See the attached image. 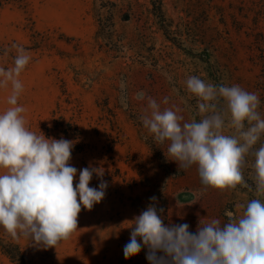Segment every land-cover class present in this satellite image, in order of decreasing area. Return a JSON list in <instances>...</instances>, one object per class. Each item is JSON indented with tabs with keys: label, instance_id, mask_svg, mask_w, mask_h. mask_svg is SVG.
I'll use <instances>...</instances> for the list:
<instances>
[{
	"label": "rangeland",
	"instance_id": "1",
	"mask_svg": "<svg viewBox=\"0 0 264 264\" xmlns=\"http://www.w3.org/2000/svg\"><path fill=\"white\" fill-rule=\"evenodd\" d=\"M19 48L30 57L18 76L26 126L46 137L45 127L54 117L76 119L87 147L70 161L77 169L73 184L85 167L98 168L108 183L102 201L90 211L82 209L77 230L56 247L12 238L29 264H149L147 249L125 260L123 248L133 218L153 203L150 197L164 210L166 225L187 223L190 232L200 220L227 223L228 212L240 216V205L257 198L250 154L245 184L203 190L196 166L178 171L177 163L167 159V142L155 143L140 117L151 97L161 109H178L181 123L199 121L197 98L188 100L194 96L185 84L189 76H198L256 93L264 118V0L2 2L0 112L9 107ZM141 91L145 98L137 100ZM225 134L234 132L225 129ZM262 144L264 135L253 150ZM99 183L93 174L89 187ZM0 236L9 235L0 229ZM0 264L14 263L0 252Z\"/></svg>",
	"mask_w": 264,
	"mask_h": 264
},
{
	"label": "clouds",
	"instance_id": "2",
	"mask_svg": "<svg viewBox=\"0 0 264 264\" xmlns=\"http://www.w3.org/2000/svg\"><path fill=\"white\" fill-rule=\"evenodd\" d=\"M29 59L22 48L17 50L11 70L17 78L11 81L9 107L0 112V229L47 249L70 238L77 230L78 214L102 201L108 183L98 168L85 167L74 186L77 169L69 163L74 142L46 138L26 126L25 109L18 105L23 88L18 76ZM185 84L197 98L199 121L181 123L184 118L178 109H161L148 97L140 117L143 127L155 143L167 142V159L177 163L178 171L196 166L203 190H231L245 184L243 169L250 154L257 198L240 205V216L228 212L227 223L200 220L196 231L190 232L187 223L166 225L164 210L157 208L155 196L150 197L153 203L133 218L124 259L144 248L149 264H264V199L259 198L264 197V144L253 150L264 135V118L257 111L260 99L239 85L217 86L198 76H189ZM144 98L142 91L136 94L137 100ZM126 100L121 97L125 108ZM163 103H168L167 97ZM225 129L234 134H225ZM93 174L100 179L95 188L89 187Z\"/></svg>",
	"mask_w": 264,
	"mask_h": 264
},
{
	"label": "trees",
	"instance_id": "3",
	"mask_svg": "<svg viewBox=\"0 0 264 264\" xmlns=\"http://www.w3.org/2000/svg\"><path fill=\"white\" fill-rule=\"evenodd\" d=\"M6 1L22 0H0V4ZM153 4L155 6L154 1ZM188 100L194 101L196 98L193 97L192 99ZM45 129L47 138L60 139L63 137L66 140H71L74 142L71 159L76 155L82 154L87 147L83 130L80 128L77 120L74 118H70L68 121H66L63 116H59L58 118L54 117L52 120V125H47ZM0 252L6 255L14 264H29V261L23 254L20 246L10 236H0Z\"/></svg>",
	"mask_w": 264,
	"mask_h": 264
}]
</instances>
